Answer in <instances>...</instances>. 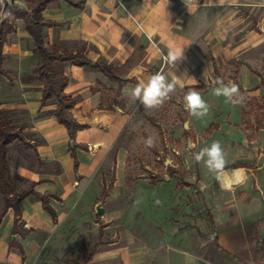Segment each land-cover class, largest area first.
<instances>
[{"label":"crops","instance_id":"1","mask_svg":"<svg viewBox=\"0 0 264 264\" xmlns=\"http://www.w3.org/2000/svg\"><path fill=\"white\" fill-rule=\"evenodd\" d=\"M204 2L199 0L203 6L192 14L183 0H56L45 7L43 19L54 23L42 29L45 44L69 51L84 47L91 61L111 66L114 78L91 66L56 65L67 77L64 92L73 101L68 117L87 124L73 141L53 115L55 99L41 106L43 84L37 80L22 84L31 123L26 131L38 138L32 141L38 168L22 189L34 183L35 192L48 195L55 216L34 195H27L18 206L20 229L30 231L13 234L14 211L7 208L0 217V263L34 264L55 229V217L79 198L88 196L91 201L101 196L111 202L126 194L127 148L115 144L140 119V111L148 114L160 107L146 108L126 90L163 71L169 79L175 74L185 82L174 92L181 94L185 114L180 135H186L191 156L184 155L181 171L167 160L164 168L174 172L162 173L151 188L137 192L140 214L135 225L120 230V241L137 244L138 250L124 253L123 264H264V120L257 118L264 116V0H233L229 6L211 8ZM33 47L29 53L37 60L34 70L39 56ZM172 48L184 50L177 68L163 59ZM224 67H233L235 76L222 80L237 83L241 99L228 102L226 116L217 123L211 119L216 110L223 112L221 105L206 102L208 124H198L184 109L183 97L191 87L211 95L213 82L220 78L215 68ZM189 77L198 84H190ZM252 101L261 107H251ZM251 116L252 122L244 119ZM213 141H220L227 168L247 173L248 180L232 192L221 191L214 174L193 159ZM73 143L78 145L76 164ZM103 168L113 169L107 192L108 171ZM108 215L104 208L103 218ZM131 218L127 215L126 224ZM95 253L90 260L97 262ZM116 259V254L108 255L104 264Z\"/></svg>","mask_w":264,"mask_h":264},{"label":"rangeland","instance_id":"2","mask_svg":"<svg viewBox=\"0 0 264 264\" xmlns=\"http://www.w3.org/2000/svg\"><path fill=\"white\" fill-rule=\"evenodd\" d=\"M11 6L25 8L22 0L12 2L9 0L8 7ZM13 24L16 31L7 35L3 51L5 75L0 77V107L9 119L13 131H20L19 133L23 136V140L15 139L7 146L6 155L10 174L12 171L14 177L13 180L11 177V181L17 191L16 193L14 191V194L17 196L24 190L22 189L23 185L30 181L29 177L33 175V171L38 168L34 150L28 146V144L33 145L32 141H37L38 138L26 131V129L30 130L31 123L27 117V110L24 108L26 99L22 89L24 82L36 81L32 70L37 60L34 55L29 53L33 45L28 38L29 35L21 28L24 27L23 22L13 20ZM226 69H229V72ZM226 69L225 67L215 68V73L217 72V75L224 81L226 80L225 76H235L233 67ZM213 93L207 97L204 94L201 95L206 102L213 106L221 105L220 111L223 112L216 110L211 119L217 123L226 116L227 112H224L223 109H229V106H227L228 102L224 103L223 96L217 97ZM179 97L181 94L176 91L155 111L148 114L140 111V119L131 128L124 131L116 142L115 147L122 145L127 148L126 194L111 202H104L101 196H96L91 201L88 196L79 198L73 206L55 217V229L45 238L41 252L34 264H83L84 250L90 249L94 244H97L94 256L100 260L95 262L92 259L87 264H104L106 262L104 257L114 254L117 259L112 260L114 261L112 263L123 264L125 262H123L124 253L138 250L137 244L120 241V230H124L126 226L135 225L137 215L140 214L137 211V192L151 188L153 183L161 180L159 175L162 173L169 174L171 172L169 166L167 169L164 168V162L171 159L177 165V170L181 171V161L185 158L184 155L191 156L186 149V135H180L181 118L185 111ZM251 103V107H261L262 105L260 102L252 101ZM230 117H233L232 113ZM253 118L252 116L244 117L245 120L249 119L251 122ZM257 118L261 121L264 120V116H257ZM193 119L203 126L208 124L206 117H193ZM175 126L178 127V135ZM148 138L153 140L151 147L145 144ZM174 150L178 152L176 153ZM113 152L114 148L109 154V160H111ZM195 167L194 165L192 170L196 172ZM103 170L108 171L107 188L105 189L107 192L111 189L113 182V178L111 179L113 169L103 168ZM25 172L29 173V176H25ZM88 189H90V185ZM99 202H101L103 213L104 208L109 210V215L105 218H103V213H96L95 207ZM3 206L4 201L0 194V213ZM127 215L132 218L131 220L127 219L128 223L126 224ZM108 219H110L109 222L104 223ZM114 232L117 233L116 238H111ZM120 252L123 254H119Z\"/></svg>","mask_w":264,"mask_h":264},{"label":"trees","instance_id":"3","mask_svg":"<svg viewBox=\"0 0 264 264\" xmlns=\"http://www.w3.org/2000/svg\"><path fill=\"white\" fill-rule=\"evenodd\" d=\"M25 4V9L18 6L7 7L5 12L2 13V6L0 3V77L5 75L3 68L4 53L3 48L7 40V35L15 31L13 20H21L24 24L26 32L30 35L34 47L33 53L39 56V62L36 68L33 70V74L37 81L43 84L41 106H44L46 102L52 98L55 99L56 107L54 110V117L58 122L62 123L68 133L69 139L74 140L75 133L78 130L87 127V124L78 123L71 117H68L67 112L73 107V101L65 94L64 88L67 85V77L59 72L57 64L61 62H68L75 65H86L99 69L109 77L114 78L111 73V66L99 62L91 61L85 54V48L81 47L76 51L61 50L58 45H46L42 29L45 26L53 25L52 22H47L42 17V11L45 7L56 0H22ZM1 105V104H0ZM20 132V131H19ZM13 131L9 119L4 115L0 107V194L3 197L4 206L0 213L1 215L11 207L14 211V222L12 227V233L21 232L25 234L30 229H20L23 226L21 220V212L19 209V202L27 195H34L45 210L49 212L51 216H55L54 210L48 203V195L40 194L34 191V183L28 188L24 189L19 195L14 194V185L11 181L10 169L7 162V146L15 139L23 140L21 133ZM71 154L75 159L74 148L78 145L72 144ZM34 152L33 145L28 144ZM174 172V171H171ZM20 253L23 255V250L19 246ZM97 248V244H94L90 249L84 250L82 255L83 264L92 258Z\"/></svg>","mask_w":264,"mask_h":264},{"label":"clouds","instance_id":"4","mask_svg":"<svg viewBox=\"0 0 264 264\" xmlns=\"http://www.w3.org/2000/svg\"><path fill=\"white\" fill-rule=\"evenodd\" d=\"M187 12L192 14L200 7L199 0H183ZM208 7L229 6L233 0H205ZM169 18L170 14L167 13ZM185 58L184 50L172 48L167 55L163 57L167 65L177 68L180 61ZM190 84H198L195 78L189 77ZM214 94L219 97L223 96L226 102L237 103L240 97L239 85L229 81L225 83L222 79L217 78L213 82ZM218 85V86H216ZM177 87L184 88L185 82L177 75L173 74L171 79L163 71L156 72L141 78L134 88L126 90L131 98L138 100L146 108H157L166 100L170 99L171 94ZM184 109L190 116L203 118L208 114L209 105L203 99L201 93L195 88H189L183 97ZM146 146L151 147L153 140L148 138L145 141ZM193 159L197 163L203 162L209 172L214 174L215 180L219 184V189L225 192H232L237 186L243 185L248 176L243 168H227V159L225 151L220 141H213L210 146L203 147L198 153L193 154Z\"/></svg>","mask_w":264,"mask_h":264},{"label":"water","instance_id":"5","mask_svg":"<svg viewBox=\"0 0 264 264\" xmlns=\"http://www.w3.org/2000/svg\"><path fill=\"white\" fill-rule=\"evenodd\" d=\"M14 1V0H11V2ZM1 4H2V15L3 13L5 12V10L7 9V7L9 6V0H0ZM185 126V125H184ZM101 202H99L96 207H95V210H96V213L97 214H101L103 213V208L101 207Z\"/></svg>","mask_w":264,"mask_h":264}]
</instances>
